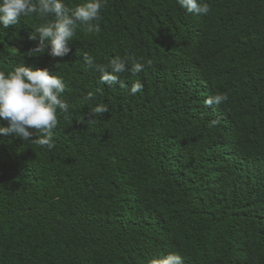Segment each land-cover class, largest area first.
<instances>
[{
	"label": "trees",
	"instance_id": "obj_1",
	"mask_svg": "<svg viewBox=\"0 0 264 264\" xmlns=\"http://www.w3.org/2000/svg\"><path fill=\"white\" fill-rule=\"evenodd\" d=\"M206 2L193 15L177 0H106L100 32L79 26L63 57L30 52L34 14L0 26V71L47 68L69 104L50 149L0 135V264H146L167 252L264 264V0ZM83 53L151 64L108 86ZM220 93L229 99L205 103ZM98 104L108 112L93 114Z\"/></svg>",
	"mask_w": 264,
	"mask_h": 264
},
{
	"label": "clouds",
	"instance_id": "obj_2",
	"mask_svg": "<svg viewBox=\"0 0 264 264\" xmlns=\"http://www.w3.org/2000/svg\"><path fill=\"white\" fill-rule=\"evenodd\" d=\"M105 3L106 0H84L68 6L64 0H0V26L6 29L19 23L22 16L34 14L41 21L32 27L39 35V43L30 52L40 54L47 51L50 56L63 57L69 52L68 40L74 37L79 26L83 25L88 33L100 32L99 21ZM177 3L188 14L207 15L210 12L206 0H177ZM83 60L99 73L100 83L108 86L119 83L118 74L128 71L136 75L145 69L146 64H151V61H138L132 54L123 58L115 56L108 64L97 63L87 53H83ZM142 88V82L137 79L131 82L129 93L134 96ZM65 89L63 80L47 68L20 64L7 73L0 71V119L7 121V127H0V135L12 133L27 142L49 149L54 147L57 112L69 111L68 102L62 98ZM92 95L89 93L88 97ZM228 99L227 93L214 94L205 103L219 105ZM92 112L99 116L108 112V107L98 104ZM216 124L217 121L212 120L209 127ZM32 129L36 130L35 138H32ZM146 264H184V259L176 252H167L149 258Z\"/></svg>",
	"mask_w": 264,
	"mask_h": 264
}]
</instances>
